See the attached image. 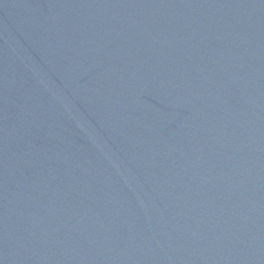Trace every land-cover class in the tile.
Here are the masks:
<instances>
[{
    "label": "water",
    "instance_id": "water-1",
    "mask_svg": "<svg viewBox=\"0 0 264 264\" xmlns=\"http://www.w3.org/2000/svg\"><path fill=\"white\" fill-rule=\"evenodd\" d=\"M0 264H264V0H0Z\"/></svg>",
    "mask_w": 264,
    "mask_h": 264
}]
</instances>
